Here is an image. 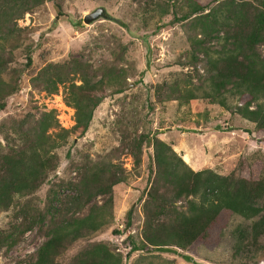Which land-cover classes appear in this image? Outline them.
Instances as JSON below:
<instances>
[{
  "label": "rangeland",
  "instance_id": "374dc122",
  "mask_svg": "<svg viewBox=\"0 0 264 264\" xmlns=\"http://www.w3.org/2000/svg\"><path fill=\"white\" fill-rule=\"evenodd\" d=\"M197 1L206 7L214 3ZM97 5L107 15L83 21V14ZM182 9L184 5L169 6L161 14L149 0H42L16 19L19 29L7 46L10 61L4 74L15 81L16 90L4 97L0 107V152L19 145L43 110L52 109L61 127L74 123L62 85L48 92L34 79L47 62L80 59L94 79L102 80L98 88L102 96L85 130L71 128L55 146L56 165L44 180L0 208V264L34 258L46 227L58 215L55 209L70 205L73 183L90 160L120 164L126 178L111 186L109 221L74 240L58 257L59 264L97 240L120 251L123 264H264V232L255 240L248 232L257 215L246 218L228 210L220 211L186 249L143 243L124 256L132 242L142 243L143 200L154 172L152 148L144 142L138 164L133 163V143L139 135L163 139L193 169L209 167L249 178L264 174V130L234 110L246 96L225 91L224 105L201 96L202 89L209 88L208 81L201 79L204 58L191 44L194 30L188 28V21L173 18ZM214 42L206 40L208 45ZM259 49L264 54V44ZM215 56L211 50L209 57ZM172 81L197 88V96L186 102L166 98ZM102 197L95 195L92 200L100 202ZM175 203L180 206L184 200ZM88 205L76 213L85 212Z\"/></svg>",
  "mask_w": 264,
  "mask_h": 264
},
{
  "label": "trees",
  "instance_id": "16d2710c",
  "mask_svg": "<svg viewBox=\"0 0 264 264\" xmlns=\"http://www.w3.org/2000/svg\"><path fill=\"white\" fill-rule=\"evenodd\" d=\"M41 1L0 0V107L4 97L16 90L15 81L4 76L10 61L7 46L19 29L16 19ZM149 2L157 4L161 14L167 12L169 6H185L179 14L173 13V18L188 21V28L194 30L189 39L204 58L201 79L209 84L208 89H202L201 96L224 105L225 91L245 95L234 110L254 121L257 129L264 130V54L259 49V45L264 44V0H214L208 7L197 0ZM210 39H215L214 45L206 44ZM211 50L216 51L215 57H209ZM29 59L27 57L26 62ZM34 79L48 92L62 85L63 100L73 108L74 123L70 128L61 127L52 109L43 110L35 119L31 133L19 145L0 152V208L9 206L15 196L33 191L44 180L56 165L55 146L66 138L71 128L85 130L102 96L98 91L100 77L94 79L88 66L74 56L62 62H47L37 70ZM167 86L166 98L186 102L197 96V88L187 84L179 86L172 81ZM119 90L120 87H116V91ZM142 142L152 148L154 172L143 200L142 243L132 242L125 257L143 243L186 249L222 210L246 218L257 215L248 230L252 240L264 232V174L249 178L233 172L221 174L209 167L193 169L169 143L147 134L134 139L135 164L139 162ZM125 178L120 164L111 160H90L73 183V193L68 195L70 205L64 210L55 209L58 215L46 227L45 238L36 247L34 258L13 264H59L58 257L74 240L109 221L111 186ZM95 195L103 196L102 200L93 201ZM180 199L184 203L178 206L175 202ZM86 204H89L86 211L77 214L76 210ZM182 257L190 259L187 254ZM65 264H123V256L109 242L97 240L84 245Z\"/></svg>",
  "mask_w": 264,
  "mask_h": 264
},
{
  "label": "water",
  "instance_id": "95a60500",
  "mask_svg": "<svg viewBox=\"0 0 264 264\" xmlns=\"http://www.w3.org/2000/svg\"><path fill=\"white\" fill-rule=\"evenodd\" d=\"M107 13L105 11V8L102 5H97L90 11L86 12L82 16V20L85 22H89L91 20H94L98 17H104Z\"/></svg>",
  "mask_w": 264,
  "mask_h": 264
}]
</instances>
